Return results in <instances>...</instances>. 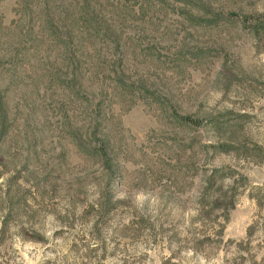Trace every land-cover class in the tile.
Returning a JSON list of instances; mask_svg holds the SVG:
<instances>
[{
  "label": "rangeland",
  "instance_id": "obj_1",
  "mask_svg": "<svg viewBox=\"0 0 264 264\" xmlns=\"http://www.w3.org/2000/svg\"><path fill=\"white\" fill-rule=\"evenodd\" d=\"M0 264H264V0H0Z\"/></svg>",
  "mask_w": 264,
  "mask_h": 264
},
{
  "label": "trees",
  "instance_id": "obj_2",
  "mask_svg": "<svg viewBox=\"0 0 264 264\" xmlns=\"http://www.w3.org/2000/svg\"><path fill=\"white\" fill-rule=\"evenodd\" d=\"M180 120L187 123V124H198V121H195L194 119H192L191 117H180ZM107 204H109V202L107 203H104V204H100L99 205V210H103V209H106L107 208Z\"/></svg>",
  "mask_w": 264,
  "mask_h": 264
}]
</instances>
